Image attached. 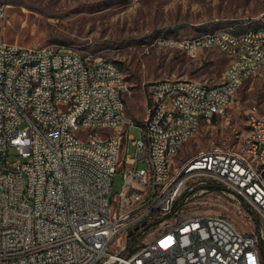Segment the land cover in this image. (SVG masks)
I'll return each instance as SVG.
<instances>
[{"label": "built area", "instance_id": "2783aa9c", "mask_svg": "<svg viewBox=\"0 0 264 264\" xmlns=\"http://www.w3.org/2000/svg\"><path fill=\"white\" fill-rule=\"evenodd\" d=\"M7 10L0 7V264H263L264 227L242 230L229 212L264 221V115L250 111L254 128L243 136L259 166L223 148L206 157L195 153L170 176L162 168L174 144L187 143L181 134L199 116L214 121V111L231 105L229 89L242 71L262 68L264 47L245 50V42L264 34L211 36L223 54L237 51L227 86L178 77L143 84L148 97L156 92L158 105H148L135 140L128 132L135 122L123 119L128 90L114 88L116 70L69 47L7 42ZM168 41L185 44L187 52L204 45L203 36L161 42ZM85 56L96 67H87ZM168 80H177V88H168ZM50 97H60L66 114L51 107ZM167 98L179 100L181 112L172 113ZM29 112L39 114V124L29 122ZM79 113H87L82 124L95 127L96 137L73 140ZM128 142L134 157L119 154V144L127 150ZM118 172L122 189L113 195Z\"/></svg>", "mask_w": 264, "mask_h": 264}, {"label": "rangeland", "instance_id": "374dc122", "mask_svg": "<svg viewBox=\"0 0 264 264\" xmlns=\"http://www.w3.org/2000/svg\"><path fill=\"white\" fill-rule=\"evenodd\" d=\"M5 2L8 10L3 33L7 42L36 48L69 45L84 55L109 59L120 68L128 84L127 115L135 122L128 132L135 140L142 137V120L149 105L143 84L178 77L214 85L223 81L229 64L217 47L184 52L178 49L177 41H161L195 38L223 28L237 32L264 26V0ZM250 111L264 115V72L242 84L224 116L204 123L191 142L180 148L178 157L212 148L238 150L249 129ZM80 132L83 140L86 132ZM126 153L135 156L131 142L127 143ZM15 159L18 158L12 157L11 161ZM138 166L144 168L145 163ZM122 184L123 176L118 172L112 179L113 195L121 191ZM229 214L242 230L264 227V221L256 216L245 222L233 211ZM262 247L264 251V240Z\"/></svg>", "mask_w": 264, "mask_h": 264}, {"label": "bare ground", "instance_id": "6f19581e", "mask_svg": "<svg viewBox=\"0 0 264 264\" xmlns=\"http://www.w3.org/2000/svg\"><path fill=\"white\" fill-rule=\"evenodd\" d=\"M0 7L7 8V5L2 3V1L0 0ZM244 34L262 35L264 34V26L259 27L257 29H246L237 32L232 31L228 28L214 30L213 32H209L202 35L204 37V45H197L193 47V50L202 47L218 48V46H216V39L211 37L213 35H232V37H242L244 36ZM54 46L69 47L77 50L75 47L69 45L58 44ZM48 47L49 46L43 48H36V50H45V48ZM260 47H264V39H255V42H245V50H260ZM178 49L187 51V46L185 44L180 43ZM218 49L223 53V50H221L220 48ZM224 55L229 57L231 60L227 68V71L225 73L224 81L216 85L199 83V86H204V87L227 86L226 78H230V73L232 72L233 60L237 58V51H229L227 54ZM102 63L104 67H111L115 69L118 74V81H114V88L124 87V90H128V84L125 81L124 75L120 70V68L113 61L103 57H102ZM85 64L87 65V67H96V60L91 56H85ZM263 72H264V63H262V68L245 69L244 71H242V77L237 79L234 88L229 89V102L232 103L236 92L248 78L257 76L258 74H261ZM168 88H177V80H168ZM149 95L151 98V103L149 108H156V106L158 105V96L156 92H149ZM50 104L51 107L57 108L58 114H66V106L62 104V100H60V97H50ZM167 107L169 110H171L172 113L181 112V103L179 100L175 98H167ZM228 107L229 106H225V108L223 109L214 111V118L223 117ZM87 111H94V103H87ZM123 119L125 120L126 123H134V120L127 115L126 108H123ZM212 120L213 118L208 116H199V118L196 119V127L193 128V130H186L184 131V133L181 134V142H188L190 138H192L197 134L202 124L204 123L209 124L212 122ZM84 121H87V113L76 114L72 119V138L76 142H83V140H81V138L78 135L80 131L86 132L89 135V137H96L95 127H89V124H82V122ZM172 121H173V114H166L165 122H172ZM29 122L31 124H39V114H37V112H29ZM105 127H114V120H105ZM248 128L249 129L254 128V121L252 114L250 115V118L248 120ZM46 132H53V125H46ZM184 144L185 143L174 144L173 149H171L170 152V160L164 161V166L162 168V176H170L171 172L181 171V169H183L186 166L188 157L182 158L180 161H177L180 148ZM125 146L126 145L119 144V154L120 152L126 154ZM209 150H215V153H223V148H212ZM230 154H236V156L241 157V159H245L249 166H259V159L255 158V155L252 151V147L245 145L244 140H242V142L240 143L238 150H233L232 148H230ZM193 156H189V157H193ZM198 156L199 157L208 156V150L201 151L200 153H198Z\"/></svg>", "mask_w": 264, "mask_h": 264}, {"label": "crops", "instance_id": "0c3cea01", "mask_svg": "<svg viewBox=\"0 0 264 264\" xmlns=\"http://www.w3.org/2000/svg\"><path fill=\"white\" fill-rule=\"evenodd\" d=\"M241 30H242V29H241ZM236 31H240V30H236ZM216 49H217V48H216ZM179 50H180V49H179ZM208 50H209V49H208ZM181 51H184V50H181ZM198 51H201V52H202L203 50H198ZM198 51L196 52V54H198ZM219 51H220V50H219ZM184 52H187V51H184ZM220 52H221V51H220ZM221 53H222V52H221ZM196 54H195V55H196ZM223 56H225V55H223ZM225 57L228 59L229 64H230V61H231L230 58L227 57V56H225ZM229 64H228V66H229ZM228 66H227V68H228ZM227 68H226V70H227ZM226 70H225V73H226ZM225 73H224V78H225ZM224 78H223V81H224ZM251 78H253V77H251ZM251 78H248L246 81H248V80L251 79ZM246 81H245V82H246ZM245 82H244V83H245ZM244 83H243V84H244ZM218 84H219V83H218ZM209 85H210V84H209ZM214 85H216V84H214ZM144 91H146V89H144ZM146 93H147V91H146ZM147 95H148V93H147ZM150 103H151V98H150V95H149V105H150ZM215 118H217V117H215ZM215 118H214V119H215ZM202 125H203V124H202ZM202 125H201V126H202ZM200 128H201V127H200ZM197 133H198V132H197ZM193 137H194V136H193ZM193 137H192V138H193ZM190 142H191V141L189 140V142L185 143L184 145H186V144H188V143H190ZM184 145H183V146H184ZM183 146H182V147H183ZM200 152H201V151H200ZM200 152H199V153H200ZM179 154H180V152H179ZM190 156H193V155H190ZM187 157H189V156H183V157H178V158L180 159V158H187Z\"/></svg>", "mask_w": 264, "mask_h": 264}, {"label": "trees", "instance_id": "16d2710c", "mask_svg": "<svg viewBox=\"0 0 264 264\" xmlns=\"http://www.w3.org/2000/svg\"><path fill=\"white\" fill-rule=\"evenodd\" d=\"M1 1H2V3L7 4V3L5 2V0H1ZM261 248H263V247H262V244H261ZM262 254H263V264H264V251H262Z\"/></svg>", "mask_w": 264, "mask_h": 264}]
</instances>
